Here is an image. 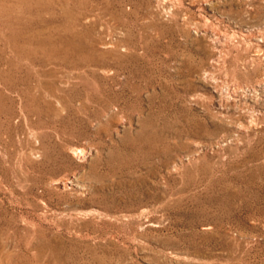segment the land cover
Instances as JSON below:
<instances>
[{
    "label": "rangeland",
    "instance_id": "1",
    "mask_svg": "<svg viewBox=\"0 0 264 264\" xmlns=\"http://www.w3.org/2000/svg\"><path fill=\"white\" fill-rule=\"evenodd\" d=\"M0 264H264V0H0Z\"/></svg>",
    "mask_w": 264,
    "mask_h": 264
},
{
    "label": "bare ground",
    "instance_id": "2",
    "mask_svg": "<svg viewBox=\"0 0 264 264\" xmlns=\"http://www.w3.org/2000/svg\"><path fill=\"white\" fill-rule=\"evenodd\" d=\"M260 47V46H259ZM261 51H263V50H261ZM259 52H260V50H259ZM261 53V52H260ZM82 150V149H81Z\"/></svg>",
    "mask_w": 264,
    "mask_h": 264
}]
</instances>
